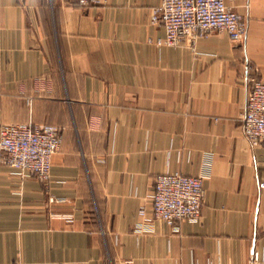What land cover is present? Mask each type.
I'll return each mask as SVG.
<instances>
[{"label": "crops", "instance_id": "0c3cea01", "mask_svg": "<svg viewBox=\"0 0 264 264\" xmlns=\"http://www.w3.org/2000/svg\"><path fill=\"white\" fill-rule=\"evenodd\" d=\"M75 1L0 0V126L62 128L47 182L0 160V264H264V148L242 131L264 0H225L242 42L176 47L155 43L160 0ZM166 171L204 176L197 219H153Z\"/></svg>", "mask_w": 264, "mask_h": 264}, {"label": "built area", "instance_id": "2783aa9c", "mask_svg": "<svg viewBox=\"0 0 264 264\" xmlns=\"http://www.w3.org/2000/svg\"><path fill=\"white\" fill-rule=\"evenodd\" d=\"M107 0H76L81 7L98 6ZM150 24L161 27L164 37L157 45L191 44L214 32H223L231 41L240 42L246 32V20L225 0H160L150 14ZM245 112L242 131L252 146L264 148V82L246 76ZM62 128L52 124L11 123L0 126V160L17 170L22 177L33 175L47 182L51 175L52 157L60 150ZM204 176L162 172L155 176L151 195L153 219L169 226L184 219H197L204 197ZM263 185V184H261ZM141 206L139 216H145ZM255 253L246 264H256Z\"/></svg>", "mask_w": 264, "mask_h": 264}, {"label": "rangeland", "instance_id": "374dc122", "mask_svg": "<svg viewBox=\"0 0 264 264\" xmlns=\"http://www.w3.org/2000/svg\"><path fill=\"white\" fill-rule=\"evenodd\" d=\"M242 16H243V15H242ZM243 18H245V16H243ZM245 20H246V32H245L244 38H245V36H246L247 28H248V22H247V19L245 18ZM244 38H243L240 42H242V41L244 40ZM232 42H233V41H232ZM240 42H234V43H240Z\"/></svg>", "mask_w": 264, "mask_h": 264}, {"label": "trees", "instance_id": "16d2710c", "mask_svg": "<svg viewBox=\"0 0 264 264\" xmlns=\"http://www.w3.org/2000/svg\"><path fill=\"white\" fill-rule=\"evenodd\" d=\"M56 126V125H55ZM59 127V126H58ZM61 128V127H60Z\"/></svg>", "mask_w": 264, "mask_h": 264}]
</instances>
